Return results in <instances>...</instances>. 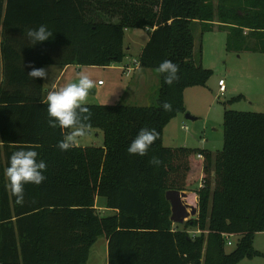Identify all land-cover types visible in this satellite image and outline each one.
Segmentation results:
<instances>
[{
    "label": "trees",
    "instance_id": "obj_1",
    "mask_svg": "<svg viewBox=\"0 0 264 264\" xmlns=\"http://www.w3.org/2000/svg\"><path fill=\"white\" fill-rule=\"evenodd\" d=\"M40 24L53 35L32 45L27 30ZM192 24L201 30L197 49ZM129 28L150 31L138 60L158 72L154 104H86L85 123L102 130V145L62 151L57 142L70 130L49 126L43 78L27 73L120 63ZM215 29L226 31L227 52L264 53V0H0V264H86L101 235L107 264H236L264 257L253 248L255 234L264 231V110L225 109L223 144L215 152L162 141L167 122L185 111L184 90L205 86L212 74L202 64L201 37ZM166 59L179 66L172 84L158 71ZM142 128L155 129L158 138L144 156L130 154ZM26 147L46 162V179L26 184L17 203L5 170L12 153ZM153 157L161 163L154 165ZM195 166L198 213L173 223L165 192L189 190ZM100 197L110 213L99 214ZM225 234L238 236L229 252Z\"/></svg>",
    "mask_w": 264,
    "mask_h": 264
},
{
    "label": "rangeland",
    "instance_id": "obj_2",
    "mask_svg": "<svg viewBox=\"0 0 264 264\" xmlns=\"http://www.w3.org/2000/svg\"><path fill=\"white\" fill-rule=\"evenodd\" d=\"M191 30L195 38V49L198 47L201 30L199 25L192 24ZM149 30L142 28H129L124 33V46L126 58L113 64L112 67L71 65L66 71L61 66L50 65L45 67L50 79H43L44 92L52 83L64 86L66 83L76 81L83 71L95 82L96 91L90 92L87 104H125V105H151L154 104L158 89V72L154 69H142L137 78L132 69H127L126 64L132 66V59L138 55L148 40ZM218 32V33H217ZM202 64L210 68L212 74L205 86L189 87L184 92V112L171 118L163 129V144L165 146H186L191 148H206L215 152L223 144L222 119L225 109L237 111L262 112L264 110V53L241 51L226 52L224 44L226 31L216 29L202 33ZM129 47V50L127 49ZM133 78V80H131ZM225 82V91L218 92V79ZM101 81L102 85L98 84ZM242 97L229 102L233 97ZM186 114L194 119L186 117ZM97 133V135H95ZM81 146L103 143V132L99 128H92L83 137L77 138ZM193 159L197 160L196 155ZM196 166L190 176L189 190L183 202L196 208L198 213L197 195L195 190L199 187L200 178L196 175ZM195 197V198H194ZM195 199V201H194ZM104 198L97 200L98 207L104 205ZM190 211V209H188ZM99 214L106 212L98 210ZM188 216L185 220L190 219ZM183 223V222H182ZM179 223V224H182ZM238 236L229 239L230 244H225V250L231 251L235 247ZM253 248L264 253V231L255 234ZM105 236L101 235L91 246L86 264H107ZM236 264H264L263 256L243 258Z\"/></svg>",
    "mask_w": 264,
    "mask_h": 264
},
{
    "label": "clouds",
    "instance_id": "obj_3",
    "mask_svg": "<svg viewBox=\"0 0 264 264\" xmlns=\"http://www.w3.org/2000/svg\"><path fill=\"white\" fill-rule=\"evenodd\" d=\"M52 35L53 32L46 24H40L36 28L27 30V37L32 45L47 41ZM158 71L164 74L165 83L172 84L178 79L179 66L166 59L159 64ZM27 75L32 79H50L49 72L44 67H32ZM92 89H95L94 80L82 71L76 81L66 83L64 86L52 83L46 96L41 99V103L47 105L49 126H59L61 129L70 130L63 139L57 142V146L62 151L75 147L78 142L77 138L87 133L89 125L85 122L90 120L91 111L86 104ZM162 107L165 111L172 110L169 102H165ZM158 135L155 129L142 128L128 145L127 151L130 154L144 156ZM38 156L39 153L34 147H26L13 152L9 158V166L5 170V175L9 181L11 194L16 197L17 203H22L24 200L26 184L39 185L46 179L44 175V170L47 168L46 162L38 159ZM151 162L154 165L161 163L157 157H153Z\"/></svg>",
    "mask_w": 264,
    "mask_h": 264
},
{
    "label": "water",
    "instance_id": "obj_4",
    "mask_svg": "<svg viewBox=\"0 0 264 264\" xmlns=\"http://www.w3.org/2000/svg\"><path fill=\"white\" fill-rule=\"evenodd\" d=\"M186 117L194 119V117L188 114H186ZM186 196L187 193L185 191L168 190L165 192V198L170 203V220L173 223H182L188 216H190L191 218H196V208L194 206H189L187 203L183 202V198H185ZM188 209H190V211Z\"/></svg>",
    "mask_w": 264,
    "mask_h": 264
},
{
    "label": "crops",
    "instance_id": "obj_5",
    "mask_svg": "<svg viewBox=\"0 0 264 264\" xmlns=\"http://www.w3.org/2000/svg\"><path fill=\"white\" fill-rule=\"evenodd\" d=\"M127 29H125V31H126ZM216 30V29H215ZM213 31V30H212ZM247 31V29L244 31V32H246ZM218 33V32H217ZM127 49L129 50V47H127ZM224 50H225V44H224ZM226 51V50H225ZM227 52V51H226ZM254 52H256V51H254ZM125 58H126V56H125ZM71 65H68V66H64V67H62V69H61V71L59 72V74H61V72L62 71H66L69 67H70ZM113 65H110V67H112ZM204 66V65H203ZM47 67V66H46ZM100 67V66H99ZM45 68V67H44ZM142 69H145V68H142V67H137V68H135V69H133V73L135 72L136 74H134V75H136L137 76V78L140 76V73L142 72L141 70ZM219 79H221V78H219ZM218 79V80H219ZM131 80H133V78L131 79ZM99 85H102V84H99ZM195 87H198V86H195ZM187 89V88H186ZM186 89L184 90V92L186 91ZM92 94H94L96 91H90ZM46 94H47V91L46 92H44V96H46ZM184 93H183V100H184ZM186 108V107H185ZM90 129H92V128H89L88 130H87V133L88 132H90ZM95 135H97V133H95ZM163 137V136H162ZM162 141H163V139H162ZM204 149V148H203ZM206 149V148H205ZM207 150H209V149H207ZM211 151V150H210ZM212 152V151H211ZM200 184V183H199ZM186 192V191H185ZM99 209L98 210H101V211H107L106 212V214H108V213H110V211L109 210H107V209H105L104 208V206H102V207H98ZM105 243H106V253H107V240H106V238H105ZM107 255V254H106ZM106 259H107V256H106Z\"/></svg>",
    "mask_w": 264,
    "mask_h": 264
},
{
    "label": "built area",
    "instance_id": "obj_6",
    "mask_svg": "<svg viewBox=\"0 0 264 264\" xmlns=\"http://www.w3.org/2000/svg\"><path fill=\"white\" fill-rule=\"evenodd\" d=\"M137 67H139V60H138V58L137 59H132V66H129L128 64H126V67L125 68L132 69L133 70V69H135ZM98 84H101V81H98ZM217 84H218V92L221 95L225 91V82L221 78V79L218 80ZM197 157L202 158V155L201 154H197ZM200 186H201V182L199 184V187ZM193 232H195V231H193ZM224 236L227 237V242L226 243L230 244L231 241H230L229 238L231 237V235L225 234Z\"/></svg>",
    "mask_w": 264,
    "mask_h": 264
},
{
    "label": "bare ground",
    "instance_id": "obj_7",
    "mask_svg": "<svg viewBox=\"0 0 264 264\" xmlns=\"http://www.w3.org/2000/svg\"><path fill=\"white\" fill-rule=\"evenodd\" d=\"M195 198V197H194ZM194 201H195V199H194Z\"/></svg>",
    "mask_w": 264,
    "mask_h": 264
}]
</instances>
